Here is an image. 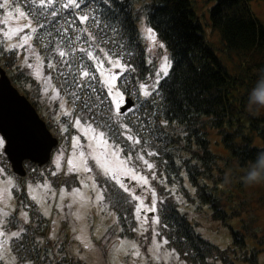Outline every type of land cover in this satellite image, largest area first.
<instances>
[{
  "label": "trees",
  "instance_id": "obj_1",
  "mask_svg": "<svg viewBox=\"0 0 264 264\" xmlns=\"http://www.w3.org/2000/svg\"><path fill=\"white\" fill-rule=\"evenodd\" d=\"M26 1V11L36 23L35 44L45 62L54 60L53 73L65 94L74 96L75 79L82 76L80 66L95 69L102 85L98 92H107L96 64L111 56L126 65L122 81L125 94L129 95L134 88L129 96L136 110L129 112L130 115L128 111L125 115L121 113L115 122L122 131L121 126L126 123L121 122L131 118V127L149 146L136 144L133 152L125 150L124 153L131 165L134 164L131 154L150 160L152 167L144 164L143 170L153 173L158 185L160 199L156 213L159 233L167 241V247L176 251L187 264H218V261L235 264L231 257L235 249H223L205 238L197 229L198 222L181 210L176 195L196 199L199 205L210 209L215 220L242 218L241 229L233 230L238 248L246 246V236L260 218L257 211L264 208V106L255 103L258 93L264 91V24L252 12V0H204V4L213 3L209 10L210 37L213 31L220 36L222 46L218 47L206 35L196 0H112L115 11L107 20L100 12H94L98 0H77L79 8L65 7L69 3L66 0H51L43 7L33 0ZM31 6L40 9L42 14L35 13ZM61 6L68 15L65 22L83 30L79 38L87 46L86 51L73 50L72 32L61 28ZM81 15H88L90 19L81 22ZM93 16H99V25ZM143 18L168 48L171 57L167 76L147 97L137 93V86L153 75L157 64L147 61L141 31ZM43 38L50 47L40 41ZM65 48L84 58L81 59L83 64H77L73 58L68 64H62L60 52ZM4 55L12 83L39 112L41 102L31 98L26 89L28 76L21 65L16 64L13 52ZM245 61L249 64H244ZM86 91L92 94L89 87ZM102 118L111 119L110 116ZM25 164L35 165L29 161ZM252 172L257 173L256 180L249 179ZM105 182L107 196L113 198L120 224L129 227L134 223L133 198L125 191H118L117 186L111 184V188L107 178ZM16 196L19 204L26 200L24 192L17 191ZM34 206L31 204L32 208ZM30 212H33L29 214L31 221L19 231L17 238L29 233L37 241L46 238L41 264H84L52 250L49 225L38 213L32 209ZM18 221L15 212L7 219V226L15 227ZM129 236H134L132 230ZM12 251L21 261L33 264L30 259H21V254L13 248ZM260 252L253 248L251 260H256Z\"/></svg>",
  "mask_w": 264,
  "mask_h": 264
},
{
  "label": "rangeland",
  "instance_id": "obj_2",
  "mask_svg": "<svg viewBox=\"0 0 264 264\" xmlns=\"http://www.w3.org/2000/svg\"><path fill=\"white\" fill-rule=\"evenodd\" d=\"M50 1L44 0V3ZM66 1L69 2V0ZM25 3H27L26 0H9L7 8H0V66L7 73L9 72V66L7 68V65H4L6 64L4 60L7 59L4 54L13 52L16 64L21 65V70L28 76L27 80L29 81L26 83L28 94L31 98L41 102L42 107L39 113L60 142L54 149L48 164L42 167L25 164L27 169L25 177H19L12 171L11 164L4 153V147L0 149V169L3 170L0 171V191L7 188V196L0 200V208L4 211L3 228L0 230L5 231L9 237L13 232L20 230L22 232L24 225L31 221L29 214L32 209L50 227L52 250H57L62 255L72 256L84 264H187L176 251L167 247L164 243L165 238L159 233L160 223L156 213L160 199L158 185L154 182L153 173L147 169L143 170V165L148 167L150 160L141 155L134 157L131 154L134 159V164L131 165L128 156L124 153L125 150L133 152L136 144L149 147L138 137L139 132L136 134L131 127L130 123L133 120L131 118L123 120L121 123H126V125L121 126L122 131L119 130L116 125L118 122L115 121L120 117L116 118L115 105L107 96V92H104V97L109 100V109L112 113L110 117L114 119V122L110 121L111 119L102 118L101 122L96 124V119L90 113L80 110V105H75L72 93L65 94L61 84L56 82L52 66L55 64L54 60L45 62L44 55L40 53L35 44L36 23L26 11ZM36 3L40 4L39 0ZM196 5L207 37L209 36L208 38H211L216 46H222L220 36L215 31L211 33L210 37L212 26L209 10L213 3L204 4V0H196ZM250 7L254 15L264 24V0H252ZM17 9L23 15H19ZM10 12L12 13L11 17L8 15ZM5 20L8 22L4 23ZM146 27L148 26L143 18L141 31L146 42L147 61L157 64L153 75L143 82L151 94L153 87L158 86L157 79L160 82L164 77L161 71V66L164 64L163 57H168L170 67L171 57L170 51L157 36L155 42L147 36L143 31ZM6 33L11 34V38ZM14 44L23 46L11 47ZM161 44L164 45L163 48L160 47ZM112 60L116 59L112 58ZM231 61H229L230 65L233 64ZM241 61L243 62L244 59L241 58ZM121 63L124 64L122 61ZM244 64H249V61H245ZM96 67L103 84L106 76L121 71L112 68L109 58H106L102 65L101 62L96 64ZM157 73H160L159 77H157ZM140 85L142 84L137 86V93L143 95ZM105 88L107 90L106 86ZM116 91L123 94L124 100L129 96L125 94L122 76L115 82L114 93ZM255 103L259 107L264 106V102L259 100L258 95ZM78 106L79 111L77 112ZM77 120L81 122L80 127H77ZM88 125H92L95 133H105L108 146L101 147L96 141L90 139L94 133L88 128ZM128 136L132 137L130 143L125 139H128ZM0 137H2L1 134ZM136 140H139V143H136ZM89 144H93L95 151L93 148H89ZM80 152L85 153L86 167L90 171H85L82 166L80 170H69L71 165L68 162L70 160L73 161V164H81ZM113 152H116L117 155H112ZM94 155L100 156L102 162L107 163L118 174L121 169H130L132 174L137 177V179H132L131 176L121 174V183L129 189L125 192L135 202L134 223H130L131 225L127 228L119 222L113 207V198L107 196L106 178L110 182V187L112 184L114 187L117 186L118 191H124V189L111 176L105 175L104 170L93 158ZM141 177L147 180V183L139 179ZM77 189L81 196L74 197L72 193ZM17 191L24 192L26 195L23 204L18 203ZM191 193L195 198L192 188ZM98 196L103 198L97 199ZM136 196L139 197V200L135 199ZM176 198L179 200L181 210L187 211L189 217L198 222L197 229L205 238L223 249H235V252L231 253L235 264H264V208L257 211L260 218L246 236V246L238 248L234 242L233 230L241 229L242 218L233 217L227 221L215 220L211 216L210 209L205 205H199L196 199L188 200L180 194L176 195ZM141 201H143V205H141ZM153 202H155L154 212L147 210L152 208ZM31 204L35 205L34 208L31 207ZM138 208L140 209L139 213L137 212ZM15 212H17L19 221L15 227H9L7 219ZM131 230L134 233L133 237L129 236ZM13 238L15 237H11L6 245L5 264H29L21 261L13 253L11 246ZM157 245L159 247H156ZM253 248L261 250L254 261L251 260ZM137 252L139 255L136 254ZM45 264L47 263L45 262ZM218 264H222V261H218Z\"/></svg>",
  "mask_w": 264,
  "mask_h": 264
},
{
  "label": "water",
  "instance_id": "obj_3",
  "mask_svg": "<svg viewBox=\"0 0 264 264\" xmlns=\"http://www.w3.org/2000/svg\"><path fill=\"white\" fill-rule=\"evenodd\" d=\"M134 104V100L127 96L121 113ZM0 134L5 139L4 153L11 169L19 177L27 175L26 161L38 167L48 164L60 142L33 103L14 86L1 66Z\"/></svg>",
  "mask_w": 264,
  "mask_h": 264
},
{
  "label": "snow or ice",
  "instance_id": "obj_4",
  "mask_svg": "<svg viewBox=\"0 0 264 264\" xmlns=\"http://www.w3.org/2000/svg\"><path fill=\"white\" fill-rule=\"evenodd\" d=\"M37 0H33V3H36ZM39 3L41 5V7H43L44 5V0H39ZM70 5H74L75 7L79 8L80 4L77 3V0H69L68 4H65V7H69ZM101 5L103 6L101 8ZM9 6V0H2V2H0V8H7ZM17 13L19 15H23V13L20 12L19 9L16 10ZM114 8L112 6V0H98V5L97 7L94 9V12H100L101 15L104 16V18L107 20L109 19L110 13H114ZM9 17L12 16V13H8ZM97 25L100 24V19L99 16H93L92 17ZM79 19L81 20V22H86L90 19V17L88 15H81L79 17ZM4 23H7L8 21L5 20L3 21ZM113 31H115V27H113ZM143 31L147 34V36L153 41L155 42L157 37H156V33L155 31L151 28V27H146L145 29H143ZM6 35H9V38H11V34L6 33ZM23 45H17L14 44L11 47L16 48V47H22ZM161 48L164 47L163 44L160 45ZM65 53L63 51L60 52V56H64ZM89 55H91V53H89ZM164 60V64L161 66V71L163 72L164 76H167L168 74V70L170 65L168 64V57L164 56L163 57ZM109 61L112 64V68L113 69H120L121 71L119 73H113L110 76H106L104 79V84L107 87V96L111 98L112 102L115 105V116L119 117L121 115V107L124 106V99H123V94L120 93L119 91H116L114 93V88H115V82L116 80L123 75V72L126 70V65L121 63V60L118 58L115 61L112 60V57L109 56ZM103 64V61H101V65ZM31 67V65H29ZM90 75V73L88 71H84L83 72V76L84 77H88ZM101 75H104V73H101ZM160 76V73H157V77ZM159 84V79H157V85ZM140 88L143 90V95L145 97L150 95V92L146 89V87L142 84L140 85ZM97 99H99V97H97ZM101 103H103V101H101ZM85 107H87V102L85 103ZM131 107H128L126 111H131ZM126 114V112L124 113ZM81 126V122L79 120H77V127ZM127 127V126H125ZM88 128L94 133V135L92 137H90V139H92L93 141H96L99 146L101 147H105L108 146V141L107 139H105V133L104 132H99V133H95V129L92 128V125H88ZM128 139L131 140L132 137L128 136ZM136 143H139V140L135 141ZM5 144V141L2 137H0V149H3ZM89 148H93V151H95V148L93 147V144H89L88 145ZM80 160H81V164L80 165H76L73 164V161H69V165H71L69 170H80V167L82 166L83 169L85 171H90V169H88L86 167L87 161L85 159V153L84 152H80ZM112 155H117L116 152H113ZM94 159H96L97 163L99 164V166L104 170L105 175H109L111 176V178L116 181L118 184H120V187L124 189V191H128V187L121 183V174L122 175H128L131 176L132 179H137V177L135 175L132 174V171L130 169H121L120 173L118 174L117 171L111 167H109L107 165V163L102 162L101 157L100 156H93ZM147 163V162H145ZM148 167L151 168L152 165L148 164ZM0 171H3L2 169H0ZM142 179L144 183H147V180H144L142 177L139 178ZM9 183H11L9 181ZM72 195L74 197L76 196H81V193L79 192V190H74V192L72 193ZM7 196V188L5 187V189L3 191H0V200H2L3 198H5ZM35 198V197H34ZM102 196H98L97 199H102ZM135 199L139 200V197L136 196ZM141 205H143V201L140 202ZM150 211H155V202H153V206L150 209H147ZM140 209H137V212L139 213ZM26 216V213L24 214ZM3 216H4V211L2 208H0V229L3 228ZM137 218L139 219V215L137 216ZM20 233L19 232H13L11 233V237H19ZM9 236L6 235L5 231L0 230V264H5V254H6V245L8 243V240L11 238ZM164 243H167V241H164ZM156 247H159V245H157ZM137 255H139V253H136Z\"/></svg>",
  "mask_w": 264,
  "mask_h": 264
},
{
  "label": "built area",
  "instance_id": "obj_5",
  "mask_svg": "<svg viewBox=\"0 0 264 264\" xmlns=\"http://www.w3.org/2000/svg\"><path fill=\"white\" fill-rule=\"evenodd\" d=\"M31 9L35 12V13H41L42 11L36 10L34 6H31ZM38 11V12H37ZM42 14V13H41ZM59 14L62 16L60 24H61V28L65 31V32H72V35L74 37L73 39V44H71L72 48L74 51H79V50H83L86 51L87 46H85V44L81 41V39L79 38V36H81V33L83 32V30L81 29V27L74 25L72 23L67 24L65 22V20L68 18L67 12L66 10L61 6L60 10H59ZM67 16V18H66ZM49 17V16H48ZM70 26L73 28L71 29ZM52 35V34H51ZM40 41L44 42L45 44H47L46 47H50L48 46V43L46 42V40L40 39ZM93 45L90 46L91 49H93ZM65 55L62 57V64H68L67 61L71 58H73V61L75 60L77 62V64H83L82 60H85L84 58L80 57L79 54H75V52H71L68 49L65 48L64 51ZM82 59V60H81ZM61 64V63H60ZM84 64H91V62H85ZM81 67V71H82V76L80 75L79 77H77L76 83L73 85L74 87V96H73V101L75 102V105H80V110H85L87 111V113H90V115L96 119L95 123L99 124L101 122V116H111V111L109 109V100H107L104 97V92L103 90L98 92V89L102 86L101 83L99 82L97 73L95 71V69H86L85 67ZM84 71H88L90 73V75L88 77H84L83 76V72ZM68 73V72H67ZM74 80V79H72ZM90 88V91L92 94L88 93L86 91V88ZM131 87V86H130ZM129 87V89H130ZM78 88H81L80 91H77ZM82 89L84 90L82 92ZM128 89V90H129ZM134 88L130 89V94L131 91H133ZM129 93V92H128ZM92 95V96H90ZM97 97H99V99H97ZM94 101H97V103H94ZM101 101H103V103H101ZM87 102V107H85V103ZM131 111H128V114H130L129 112H132L133 109H135V107L131 108ZM76 111H79V106L77 107ZM82 111V112H83ZM127 114V113H126ZM125 115V114H124ZM31 214H33V212H31ZM24 235L26 237H24ZM21 235V239L20 238H13L11 241V246L13 248V250H15L16 252H19L21 254V259L27 260L30 259L32 260L33 264H41L42 260H43V256L44 253L46 251V238L42 239V241H37L34 237H32V235L29 233L28 235L24 234Z\"/></svg>",
  "mask_w": 264,
  "mask_h": 264
},
{
  "label": "clouds",
  "instance_id": "obj_6",
  "mask_svg": "<svg viewBox=\"0 0 264 264\" xmlns=\"http://www.w3.org/2000/svg\"><path fill=\"white\" fill-rule=\"evenodd\" d=\"M258 98L261 102H264V91H261L260 93H258ZM249 179L250 180H256L257 179V173L256 172L250 173Z\"/></svg>",
  "mask_w": 264,
  "mask_h": 264
}]
</instances>
